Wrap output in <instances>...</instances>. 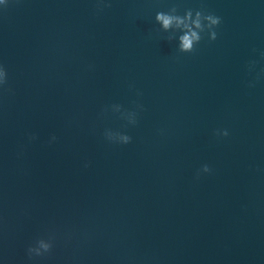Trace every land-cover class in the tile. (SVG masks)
Returning <instances> with one entry per match:
<instances>
[{"label":"water","instance_id":"1","mask_svg":"<svg viewBox=\"0 0 264 264\" xmlns=\"http://www.w3.org/2000/svg\"><path fill=\"white\" fill-rule=\"evenodd\" d=\"M261 52L264 0H0V264H264Z\"/></svg>","mask_w":264,"mask_h":264},{"label":"clouds","instance_id":"2","mask_svg":"<svg viewBox=\"0 0 264 264\" xmlns=\"http://www.w3.org/2000/svg\"><path fill=\"white\" fill-rule=\"evenodd\" d=\"M110 6V5H105ZM177 8L175 6L169 8L168 12H158L155 15V22L160 25V28L164 32L172 30L175 33L177 30L180 31V35L176 37L177 39V48L181 53H190L194 50L195 45H197L202 39V33L207 32L209 41H214L217 38V32L215 29L221 23V18L212 13H205L202 10L195 11V19H192L193 11L191 9L184 12V15H178ZM172 37H169L171 40ZM261 56L264 57V52H261ZM254 64L255 62H250ZM3 69V67H0ZM4 70V69H3ZM7 83L6 71L4 70L0 73V86ZM254 86L249 84V87ZM139 94V93H138ZM137 107H140L137 105ZM111 108L121 109V106L114 104ZM121 118L127 120L128 124L134 125L136 123V113L135 112H121ZM219 136H227L228 131L217 130L215 133ZM106 140L111 143L118 144H128L131 142V137L127 134L121 133L119 131H113L110 129H105L103 133ZM29 139H35L34 136H30ZM52 140H55V136L52 137ZM87 165H85L86 167ZM200 172L208 173L210 168L208 165H203ZM199 175V173H198ZM47 241V242H45ZM52 238L49 237L48 240L43 238L37 239L33 245H30L27 249V254L29 258L41 257L44 254L48 253L52 248ZM42 249V251H41Z\"/></svg>","mask_w":264,"mask_h":264}]
</instances>
